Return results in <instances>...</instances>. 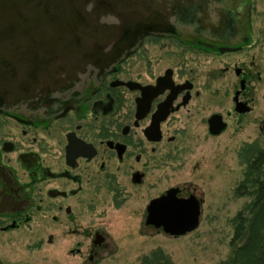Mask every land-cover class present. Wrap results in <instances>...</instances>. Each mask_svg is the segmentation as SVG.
I'll return each mask as SVG.
<instances>
[{"label":"flooded vegetation","instance_id":"obj_1","mask_svg":"<svg viewBox=\"0 0 264 264\" xmlns=\"http://www.w3.org/2000/svg\"><path fill=\"white\" fill-rule=\"evenodd\" d=\"M248 9L240 7L230 18L234 26L227 19L226 29L215 26L211 32L179 18V22L173 20V32L155 23L153 30L115 59L112 46L103 49L102 56L94 55L97 60L75 70L74 77L59 90L3 101L2 252L9 238L25 230L43 233L60 225L72 227L80 213L96 211V201L103 204L105 194L112 196L113 205H120L138 188L152 190L155 163L168 165L177 159L186 148L182 137L207 110L206 101L214 107L218 61L250 46ZM223 65L222 77L233 72L239 81L231 102L235 114L242 116L236 107L238 103L250 107L252 75L244 65ZM214 116L222 117L226 124L222 133L228 123L220 113L208 114L205 126L216 137L219 135L210 132ZM170 190H176L181 199L198 198L191 188L174 186L154 199ZM198 201L202 213L203 201ZM99 237H104L99 231L91 235L94 248L104 242L95 245ZM47 240L52 244L54 235L49 234ZM94 248L89 260L98 255Z\"/></svg>","mask_w":264,"mask_h":264},{"label":"rangeland","instance_id":"obj_2","mask_svg":"<svg viewBox=\"0 0 264 264\" xmlns=\"http://www.w3.org/2000/svg\"><path fill=\"white\" fill-rule=\"evenodd\" d=\"M223 2L211 7L212 15H216L215 8L219 15L236 4L242 8L250 4L252 42L243 52L218 61L214 107L206 101L207 110L182 137L186 148L177 159L168 165L155 163L151 174L154 188H138L120 205H113L112 196L105 194L103 204L97 200L96 211L80 213L72 227L60 225L43 233L30 229L16 234L9 238L5 251L0 249L3 264H231L238 245L237 217L242 214L249 219L255 199L252 194L256 188L248 175L250 155L264 152V0ZM225 62L244 65L252 75L248 92L251 111L242 116L235 114L231 102L239 81L233 72L222 77L220 69ZM211 111L222 114L228 123L216 137L205 126ZM174 186L191 188L203 201L199 227L179 237L148 227L146 213L152 199ZM97 231L104 242L94 248L91 235ZM49 234L54 235L52 244L47 240ZM93 248L98 255L89 260Z\"/></svg>","mask_w":264,"mask_h":264},{"label":"water","instance_id":"obj_3","mask_svg":"<svg viewBox=\"0 0 264 264\" xmlns=\"http://www.w3.org/2000/svg\"><path fill=\"white\" fill-rule=\"evenodd\" d=\"M223 1L0 0V109L7 99L53 93L66 86L75 70L96 61L94 55L102 56L106 47L114 48L115 59L153 30L155 23L168 32L175 30L173 20L178 18L208 32L215 26L224 30L227 19L234 18L240 6L219 15L215 8L216 15H212L211 7L223 5ZM248 8L250 13V5ZM230 23L233 25L232 20ZM236 111L246 114L250 107L238 103ZM225 128L222 117L211 119L213 135ZM147 210V223L171 236L186 235L200 225L199 201L193 196L178 198L176 190L151 201ZM103 240L99 237L95 245Z\"/></svg>","mask_w":264,"mask_h":264},{"label":"trees","instance_id":"obj_4","mask_svg":"<svg viewBox=\"0 0 264 264\" xmlns=\"http://www.w3.org/2000/svg\"><path fill=\"white\" fill-rule=\"evenodd\" d=\"M250 157L252 162L248 175L252 177L250 183L256 188L252 194L255 199L251 217L245 219L242 214L237 217L235 238L238 245L235 242L231 264H264V152Z\"/></svg>","mask_w":264,"mask_h":264}]
</instances>
